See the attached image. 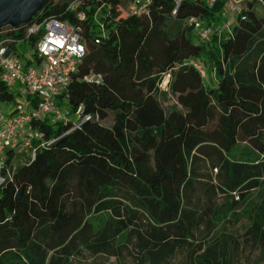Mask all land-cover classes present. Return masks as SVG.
<instances>
[{
    "label": "trees",
    "instance_id": "obj_1",
    "mask_svg": "<svg viewBox=\"0 0 264 264\" xmlns=\"http://www.w3.org/2000/svg\"><path fill=\"white\" fill-rule=\"evenodd\" d=\"M68 1L44 2L26 25L57 18L80 26L85 53L57 103L85 119L77 127L37 122L45 146L17 167L8 160L0 264H71L123 251L136 264H167L181 252L190 264H206L198 256L203 241L193 239L216 222L214 212L203 218L199 194L211 201L232 193L231 206L249 199L263 220L255 244L264 264V13L255 12L264 0H244L210 41L198 40L186 19L215 24L224 0H183L175 11L172 0H153L141 15H122L121 0H80L82 22ZM190 58L213 72L212 84ZM92 74L100 79L88 80ZM13 97L0 84V99ZM219 239L210 264H232L228 239Z\"/></svg>",
    "mask_w": 264,
    "mask_h": 264
},
{
    "label": "built area",
    "instance_id": "obj_2",
    "mask_svg": "<svg viewBox=\"0 0 264 264\" xmlns=\"http://www.w3.org/2000/svg\"><path fill=\"white\" fill-rule=\"evenodd\" d=\"M153 0H127L130 14H147ZM183 0H172L174 10ZM199 1L212 6L217 0ZM80 0H70L67 8L74 12L77 22L86 19V10L79 7ZM84 4V2H83ZM229 12L237 16L242 7L235 0H224ZM186 23L200 41H209L215 33L211 25L197 16H189ZM224 26V25H223ZM230 26V20L225 23ZM98 28L103 30L102 24ZM19 32L11 37L6 32ZM80 26L68 20L44 18L15 29L9 25L0 28V84L13 94V99H0V188L10 177L11 166L17 153L34 157L45 146L37 122H72L74 127L85 119L80 111L71 114L69 108L58 104V96L66 87L85 53L80 38ZM99 38H95L97 43ZM202 78L207 67L199 58L187 60ZM92 74L88 80H99ZM19 98H22L20 101ZM64 102V100L62 101ZM10 107V108H9ZM9 108V109H8ZM14 167V166H13Z\"/></svg>",
    "mask_w": 264,
    "mask_h": 264
},
{
    "label": "rangeland",
    "instance_id": "obj_3",
    "mask_svg": "<svg viewBox=\"0 0 264 264\" xmlns=\"http://www.w3.org/2000/svg\"><path fill=\"white\" fill-rule=\"evenodd\" d=\"M54 2L62 3L64 0H52ZM236 4L243 8L244 0H235ZM255 12L259 15L264 13V7L260 3L256 5ZM120 13L122 15L128 14L127 0H121ZM236 16L231 14L227 7L223 5V11L220 16L219 22L210 24L216 35H222L227 30L225 23L230 20V24L235 20ZM97 20H95L96 22ZM97 23H100L97 21ZM205 23V22H204ZM224 25V26H223ZM213 37V35H212ZM210 38V40L212 39ZM209 40V41H210ZM214 80L213 72L208 68L207 74L203 78L205 84H212ZM167 78L163 79L160 83L161 88H165ZM22 98H19L20 101ZM1 105V102H0ZM10 108V107H9ZM8 108V109H9ZM14 159L13 166L17 167L30 159L27 153H17ZM206 175L210 174L209 169H204ZM255 192V191H254ZM253 198L257 196V193L252 194ZM201 199H198V209L204 219H207L211 212H214L213 218L216 222L212 227V222L209 224L201 225L195 232L193 242L203 241V247L199 251V259L206 264H210L215 258L220 244V236L228 239V251L232 264H261L260 251L255 240L259 235V230L263 225V220L252 215L250 207L251 201L248 199L240 204L231 206L233 201L238 199V195L232 193V195L223 196L222 194H216L212 197L211 201L205 200L202 194H199ZM260 204L264 207V198L260 201ZM216 213V215H215ZM227 213L226 217H221L222 214ZM211 228V229H210ZM71 264H136L132 253L123 251L117 256H89L87 254L75 258L71 261ZM167 264H190L189 257L185 256L184 252L176 254Z\"/></svg>",
    "mask_w": 264,
    "mask_h": 264
},
{
    "label": "water",
    "instance_id": "obj_4",
    "mask_svg": "<svg viewBox=\"0 0 264 264\" xmlns=\"http://www.w3.org/2000/svg\"><path fill=\"white\" fill-rule=\"evenodd\" d=\"M47 1L51 0H0V28H22Z\"/></svg>",
    "mask_w": 264,
    "mask_h": 264
}]
</instances>
